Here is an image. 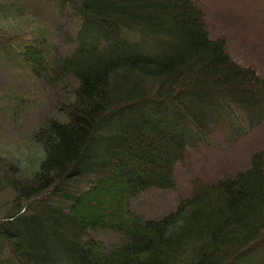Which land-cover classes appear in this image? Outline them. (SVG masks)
I'll return each mask as SVG.
<instances>
[{
	"label": "trees",
	"instance_id": "16d2710c",
	"mask_svg": "<svg viewBox=\"0 0 264 264\" xmlns=\"http://www.w3.org/2000/svg\"><path fill=\"white\" fill-rule=\"evenodd\" d=\"M56 1L80 20L72 46L39 28L8 55L58 99L52 115L29 105L44 157L13 186L0 264H264L262 155L234 176L195 182L161 217L131 207L147 188L174 189L187 149L224 121L233 135L258 125L264 77L211 37L197 0Z\"/></svg>",
	"mask_w": 264,
	"mask_h": 264
},
{
	"label": "rangeland",
	"instance_id": "374dc122",
	"mask_svg": "<svg viewBox=\"0 0 264 264\" xmlns=\"http://www.w3.org/2000/svg\"><path fill=\"white\" fill-rule=\"evenodd\" d=\"M197 1L206 14L211 37L224 38L233 58L264 77V0ZM58 6L56 0H0V220L14 210L17 193L13 186L24 176L32 177L44 157L42 148L31 140V127L38 120L34 106L42 104L51 114L50 106L58 99L53 90L42 91L29 77V70L14 67L8 55L17 52L19 44L39 28L64 48L72 46L69 43L80 20L58 14ZM11 34L26 37L11 38ZM30 103L34 106L29 107ZM121 120L116 116L112 121ZM230 134L228 121L214 128L206 140L188 148L177 164L174 189L147 188L131 199L132 209L147 219L161 217L192 194L195 182L234 176L248 169L256 154L264 158V119L243 135ZM91 234L110 242L118 238L107 231Z\"/></svg>",
	"mask_w": 264,
	"mask_h": 264
}]
</instances>
